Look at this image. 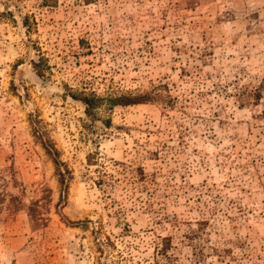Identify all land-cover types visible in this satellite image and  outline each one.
<instances>
[{
  "label": "rangeland",
  "instance_id": "1",
  "mask_svg": "<svg viewBox=\"0 0 264 264\" xmlns=\"http://www.w3.org/2000/svg\"><path fill=\"white\" fill-rule=\"evenodd\" d=\"M50 1L0 0V264H264V0Z\"/></svg>",
  "mask_w": 264,
  "mask_h": 264
},
{
  "label": "trees",
  "instance_id": "2",
  "mask_svg": "<svg viewBox=\"0 0 264 264\" xmlns=\"http://www.w3.org/2000/svg\"><path fill=\"white\" fill-rule=\"evenodd\" d=\"M51 3H53V1L43 0V4H45V5H51ZM34 65L37 68L38 62L35 63ZM37 72H38V69H37ZM143 99H144L143 96H121V97H117L115 99H110V104L111 105L136 104V103L143 102ZM81 100L86 105V110L89 114H92L93 110L96 107H99V105L101 103L100 102L101 100H99V98L95 97V96H91V97L84 96V97H81ZM31 122L33 125L34 135L36 136L37 139H39V141L41 142L46 153L52 158V160L56 166L57 174L59 176V183L61 185L60 199H62V198H64L65 192L67 190V179H66V175H65L64 171H61V169L59 167V161L56 157L57 150L54 148V146L49 141V139H46L45 135L40 131V129L38 127L39 121L37 119H33Z\"/></svg>",
  "mask_w": 264,
  "mask_h": 264
}]
</instances>
